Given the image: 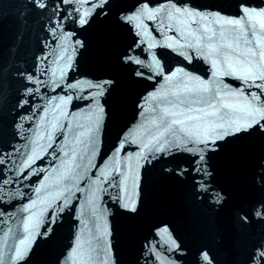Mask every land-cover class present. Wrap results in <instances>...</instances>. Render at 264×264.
<instances>
[{"label": "water", "instance_id": "1", "mask_svg": "<svg viewBox=\"0 0 264 264\" xmlns=\"http://www.w3.org/2000/svg\"><path fill=\"white\" fill-rule=\"evenodd\" d=\"M136 2L137 0H112L113 7L106 14L93 15L84 27L67 24L65 30L72 35L66 40L57 41L49 36L45 27L46 17L33 11L29 0H0V150L12 147L22 149L32 137L37 124H47V120H41L43 113L40 109L48 106L51 115L49 97L68 94L59 88L53 92L40 85V91L29 98L36 106L27 109L32 119L23 121L22 129L16 127L20 114L26 111L17 107L27 84L20 73L34 72L42 79H47L40 73L38 61L53 48L65 60L70 58L71 67L66 68L68 83L80 80L114 82L108 92L97 97L104 109L100 117L98 151L94 159L97 166L112 153L117 140L130 127H135L144 119L139 115L141 109L137 105L143 104L144 98L158 90L165 81L159 76L155 79L138 77L134 75V69L138 66L125 64L122 60L141 38L136 34L141 30L135 28V23L147 25L148 35L143 37L145 40L152 42V37L157 41L161 39L157 31L158 25L152 20L133 24L122 22V12L130 14ZM248 2L258 9L264 8V0ZM151 3L163 5L165 0H151ZM191 3L205 11H220L230 17L239 15L237 5L240 0H191ZM82 7L87 10L89 5L84 3ZM161 16L163 17V13ZM173 23L175 25L177 22ZM205 23L217 26L212 19ZM220 24L223 25V21ZM179 26L183 27V24ZM168 35L176 36L177 32L174 29ZM76 41L82 42V46L76 44ZM60 43L64 44L66 52L60 49ZM141 48L144 49L143 52ZM141 48H136L133 54L149 60L147 46L142 45ZM152 51L163 66L165 74L182 67L186 72L205 80L211 78L210 65L199 57L193 56L189 63L172 48L157 46ZM188 54H193L192 50H188ZM52 59L49 57L50 61ZM59 66L65 67V61L61 60ZM143 70L147 72V69ZM222 79L234 88L240 85V81L230 77ZM248 91L259 90L245 89V93ZM76 95L73 93L72 101L64 106L69 118L74 112L81 113L87 104H91L93 110L98 112L96 104L90 99H77ZM258 104H264V97H261ZM255 118L259 121L258 126L254 125L248 131L225 138L215 151L208 150L205 145H195L197 149L205 148L206 171L211 175H206L204 179L212 180L213 186L223 189L228 196L222 212H217L207 200L198 195L192 179L195 173L184 176L174 174L181 168L191 173L194 159L192 153L184 151L166 159L157 156L155 160L145 162L135 155L138 151L137 144H131L126 147V151L132 154L127 159V179L119 188H109L97 200L96 215L88 224V229H92L94 224L98 225L96 232L90 233L84 228L85 217L81 216L84 196L76 193L80 203L73 201L72 207L59 215L50 235L44 238L37 235L47 227L46 220L32 232L27 244L31 251L26 253L24 264H83L81 249L73 248L78 243L74 238L85 240L91 239L93 235H99L103 239L105 264H196L197 253L201 249L214 253L218 264H249L253 248L264 243V221L254 220L241 226L234 221L233 216L237 210L247 209L256 200L264 199V190L253 181L258 170L264 171L259 169V165L264 164V119H261L260 113ZM65 125L67 126V121ZM55 138L57 142L62 141L63 135L57 132ZM136 139L137 143L146 142L147 136L141 130ZM188 147L194 146L189 144ZM51 150L48 149L49 152ZM118 159L121 160V171H124L123 153ZM47 160L48 157L44 156L37 161V165H44ZM92 171L94 175L95 170ZM40 178L34 176L30 181L17 184L15 191L25 195L17 197L16 206L10 209L13 213L19 214L20 206L33 196L32 187ZM117 196L120 197V203H117ZM132 202L135 203V212L122 207L123 204ZM46 215H51V209L47 210ZM16 226L13 217H0V235L7 227ZM165 226L168 233L161 232ZM173 240L182 250L171 247ZM3 250L7 251L6 246ZM86 250L85 245L83 251ZM95 264H101L100 260L97 259Z\"/></svg>", "mask_w": 264, "mask_h": 264}, {"label": "snow or ice", "instance_id": "2", "mask_svg": "<svg viewBox=\"0 0 264 264\" xmlns=\"http://www.w3.org/2000/svg\"><path fill=\"white\" fill-rule=\"evenodd\" d=\"M84 3L89 5L87 10L82 7ZM29 6L38 15L46 17L45 27L49 36L63 41L72 35L65 30L67 24L84 27L93 15L106 14L113 3L112 0H29ZM237 7L239 15L230 17L220 11H205L194 7L191 0H165L163 5H153L151 0H137L130 14L122 12L120 18L126 24L142 20L156 22L161 36L159 41L152 37V42H149L143 38L148 35L147 25L135 23V28L141 30L136 34L141 38L122 57L123 62L138 66L134 69V75L146 79L159 76L165 83L158 90L149 93L143 104L137 105L141 109L139 115L144 119L135 127H130L117 140L112 153L101 160L99 166L94 159L97 156V136L104 109L97 97L108 92L114 82L80 80L68 83L66 68L71 67L70 58L65 60L55 48L38 61L40 73L47 79H42L34 72L20 73L27 84L24 96L17 104L18 108L26 109L19 116L16 124L18 129L23 128V121L32 119L27 109L36 106L29 98L40 91V85L53 92L59 88L68 94L49 97L51 115L48 106L40 109L43 113L41 120H47V124L38 123L32 137L22 149L12 147L0 150V217H13L17 225L7 227L0 235V264H24L26 253L31 251L27 244L32 232L46 220L47 227L37 235L40 238L50 235L59 215L70 209L73 201L80 203L76 193L84 196L81 211V216L85 217L84 228L95 233L99 226L94 224L92 229H88V224L96 215L97 200L109 188H119L127 179V159L132 154L126 151V147L131 144H137L138 151L135 155L145 162L155 160L157 156L166 159L184 151L192 153L194 159L191 173L181 168L174 174L184 176L195 173L192 179L198 195L207 200L217 212L225 209L228 196L223 189L213 186L212 180L204 179L206 175H211L206 171L205 148L197 149L195 145H205L208 150L215 151L225 138L248 131L254 125L258 126L259 121L255 118L257 113L264 119V104H258L261 97H264V8L258 9L248 0H240ZM208 19L214 20L217 26L205 23ZM173 21L177 23L174 25ZM220 21H223V25ZM174 29L177 35L169 36L168 33ZM75 43L82 46L80 41ZM142 45L147 46L149 60L133 54ZM157 46L178 51L189 63L193 56L203 59L210 65L211 78L205 80L186 72L182 67L165 74L163 66L152 51ZM59 47L62 51H67L63 43ZM188 50H192L193 54H188ZM143 51L141 48V52ZM49 57L53 59L50 61ZM61 60L65 61V67L59 66ZM143 69H147V72ZM223 77L240 81L239 87L234 88L225 83ZM245 89L259 91L245 93ZM85 92L87 95H84ZM73 93L77 94V99H90L96 104L98 112L93 110L91 104H87L81 113L74 112L69 118L64 106L72 101ZM141 130L147 139L146 142L137 143L136 137ZM57 132L63 135L62 141L57 142ZM54 144L56 147H53ZM189 144L194 147H188ZM48 149H52L51 152ZM121 153L125 158L124 171H121V160L118 159ZM44 156L48 157L46 163L37 165V161ZM259 169H264V164L259 165ZM34 176L41 178L32 187L33 196L20 206L19 214L13 213L10 209L16 206L17 197L25 195L15 191L17 184L30 181ZM253 181L264 190V171L258 170ZM117 203H120L119 196ZM122 207L136 211L134 202L125 203ZM48 209H51V215H46ZM233 219L241 226L254 220L264 221V199L256 200L247 209L237 210ZM161 232L168 233V228L163 227ZM74 239L78 243L73 248L81 249L83 264H95L97 259L105 264V244L99 235L85 240L80 237ZM85 245L87 250L83 251ZM5 246L6 252L3 250ZM171 247L182 250L174 240L171 241ZM197 257L196 264H218L215 254L208 249H201ZM249 264H264V243L253 248Z\"/></svg>", "mask_w": 264, "mask_h": 264}]
</instances>
